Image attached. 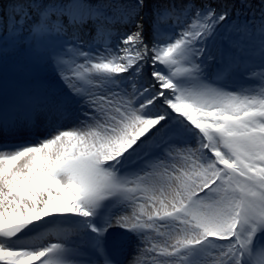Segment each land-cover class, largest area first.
I'll return each instance as SVG.
<instances>
[{
    "label": "snow or ice",
    "instance_id": "6c2138e0",
    "mask_svg": "<svg viewBox=\"0 0 264 264\" xmlns=\"http://www.w3.org/2000/svg\"><path fill=\"white\" fill-rule=\"evenodd\" d=\"M0 264H264V0H0Z\"/></svg>",
    "mask_w": 264,
    "mask_h": 264
}]
</instances>
